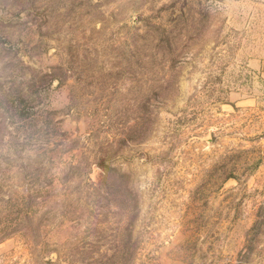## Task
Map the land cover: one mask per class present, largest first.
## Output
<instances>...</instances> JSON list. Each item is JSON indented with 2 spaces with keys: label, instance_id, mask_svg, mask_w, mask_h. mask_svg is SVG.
<instances>
[{
  "label": "rangeland",
  "instance_id": "1",
  "mask_svg": "<svg viewBox=\"0 0 264 264\" xmlns=\"http://www.w3.org/2000/svg\"><path fill=\"white\" fill-rule=\"evenodd\" d=\"M0 264H264V0H0Z\"/></svg>",
  "mask_w": 264,
  "mask_h": 264
}]
</instances>
